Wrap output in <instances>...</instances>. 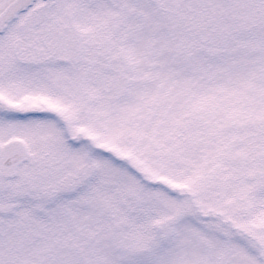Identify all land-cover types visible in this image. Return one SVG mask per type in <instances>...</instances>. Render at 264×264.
<instances>
[{
    "label": "snow or ice",
    "instance_id": "6c2138e0",
    "mask_svg": "<svg viewBox=\"0 0 264 264\" xmlns=\"http://www.w3.org/2000/svg\"><path fill=\"white\" fill-rule=\"evenodd\" d=\"M0 264H264V0H0Z\"/></svg>",
    "mask_w": 264,
    "mask_h": 264
}]
</instances>
